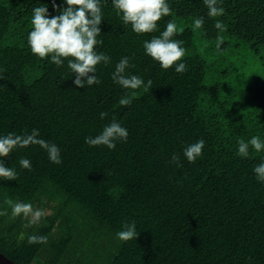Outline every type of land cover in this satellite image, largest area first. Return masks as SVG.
Returning <instances> with one entry per match:
<instances>
[{"label":"trees","instance_id":"1","mask_svg":"<svg viewBox=\"0 0 264 264\" xmlns=\"http://www.w3.org/2000/svg\"><path fill=\"white\" fill-rule=\"evenodd\" d=\"M169 2L172 14L158 24L163 30L175 19L186 72L144 55L143 41L158 32L122 26L108 0L98 39L112 63L97 66L99 85L81 88L66 62L57 68L26 46L31 9L47 4L57 15L53 0H0V135L36 128L60 146L63 161L51 163L36 145L3 158L18 172L16 181H0V253L14 264H264V185L252 171L264 154L236 155L237 140L264 137V85L244 90L232 82L242 68L235 60L245 54L264 65V0H224L217 18L207 16L203 0ZM198 16L204 25L195 30ZM215 19L225 31L214 28ZM125 55L131 73L152 80L148 91L113 83ZM125 95L132 103L121 106ZM113 117L127 128V141L112 150L85 143ZM199 139L202 156L189 162L183 149ZM174 154L178 164L170 163ZM21 157L31 171L20 167ZM7 199L32 204L42 218L13 217ZM133 221L137 238L119 240L116 233ZM33 234L47 242L29 244Z\"/></svg>","mask_w":264,"mask_h":264},{"label":"clouds","instance_id":"2","mask_svg":"<svg viewBox=\"0 0 264 264\" xmlns=\"http://www.w3.org/2000/svg\"><path fill=\"white\" fill-rule=\"evenodd\" d=\"M108 0H62V6L57 5L53 0V9L58 13L51 15L47 4H37L31 9V28L26 35V46L33 56L41 59H48L57 68L63 67L67 63V69L74 76V85L85 88V86L99 85L101 83L97 72L99 66H108L112 63V57L101 51L104 44L102 39H98L102 33L100 25L105 20L103 6ZM224 0H203L209 18H217L224 15L225 9L221 6ZM111 6L116 11V15L122 22V26H131L133 33L138 35L157 33L150 39L143 41L142 47L144 55L159 63L162 69L174 68L176 73L187 71V64L182 59L185 57L186 49L183 47L184 41L174 37L180 34L175 19L165 22L163 30L158 24L163 17L171 16L172 8L169 0H110ZM195 30H199L204 25V17H195L192 21ZM214 28L219 32L225 31L224 22L215 19ZM223 45L221 37H217L215 45L220 50ZM131 57L125 55L115 63L111 72V79L114 84L119 85L124 90H137L141 87L148 91L152 87V80L147 82L138 74L129 71L133 65L130 63ZM179 61V63H177ZM2 71V69H0ZM92 74V75H90ZM135 97V91L132 92ZM132 99L127 95L119 99L121 106H128ZM108 113L101 111V120L107 117ZM129 132L118 120L113 119L102 127V130L95 136L85 137V143L95 147L104 145L112 150L116 148L118 141H127ZM205 140L199 139L188 144L183 149V156L189 162H195L202 156L205 147ZM236 155L241 158H249L253 153L264 154V137L253 135L248 139L237 140ZM39 146L46 154L48 160L53 164H61V148L54 142H49L40 137L38 129L33 128L30 133L9 132L0 135V181H16L18 172L16 169L6 165L4 157L17 148H28L29 146ZM180 158L173 155L170 163H179ZM19 165L23 169L31 171L32 162L29 158L21 157ZM255 179L264 185V155L260 156L259 163L253 168ZM13 217L31 215L32 222L42 218L43 212L34 210L33 205L19 200L7 199ZM135 222H126L122 229L116 233L121 241L136 239L138 233ZM24 235L21 233L20 239ZM29 244H43L47 238L42 235H29Z\"/></svg>","mask_w":264,"mask_h":264},{"label":"rangeland","instance_id":"3","mask_svg":"<svg viewBox=\"0 0 264 264\" xmlns=\"http://www.w3.org/2000/svg\"><path fill=\"white\" fill-rule=\"evenodd\" d=\"M235 63L241 65V75H234L233 84H238L240 88L246 90L250 84L264 85V65L262 60L256 59L249 54L235 60Z\"/></svg>","mask_w":264,"mask_h":264},{"label":"water","instance_id":"4","mask_svg":"<svg viewBox=\"0 0 264 264\" xmlns=\"http://www.w3.org/2000/svg\"><path fill=\"white\" fill-rule=\"evenodd\" d=\"M0 264H14V263L0 253Z\"/></svg>","mask_w":264,"mask_h":264}]
</instances>
